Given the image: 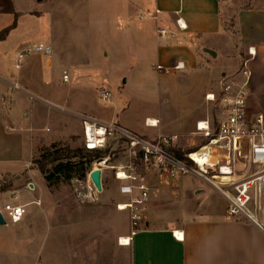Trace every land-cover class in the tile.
<instances>
[{"label": "rangeland", "instance_id": "obj_1", "mask_svg": "<svg viewBox=\"0 0 264 264\" xmlns=\"http://www.w3.org/2000/svg\"><path fill=\"white\" fill-rule=\"evenodd\" d=\"M47 1H34L33 7L41 10L37 14L45 17L28 19L14 36L13 42L11 40L7 52L11 54L12 61L16 55L25 54L35 45L42 43L52 47L50 57L31 51L26 55L21 70H11L14 74L20 71L28 73L26 80L33 85V92L56 98L62 103L68 99L70 109L61 113L65 119L77 125L79 112L112 118L117 113L121 116V110L125 107L121 119L127 118L143 128L145 117L154 116L162 122L164 132L168 133L183 128L179 124L180 118L186 117L189 121L194 111H203L199 90L189 98L185 89L169 81L173 76L153 70L137 43V29L127 21L116 23L126 16L122 9L126 0ZM248 3V0H241L239 6H247ZM127 28L131 29L128 33ZM104 51H108V57H104ZM48 59L53 62L51 67H48ZM117 65L118 69H115ZM131 67H138L140 72L134 73ZM66 69L71 76L68 82L63 81ZM124 73L130 74L126 83L121 76ZM79 74L81 79L77 81ZM228 78L230 76L224 75L221 81ZM101 88L111 92L112 103L99 98ZM9 92L6 94L7 104L2 99L0 102V173L32 170L33 179L24 174L16 184V188H20L33 183V180H44L33 162L39 157L41 149L55 141H60L56 143L64 147L77 148L84 144V140L82 134L72 131L62 140L53 137L48 145L40 142L39 137L50 135L46 127L54 128L57 120L50 115L40 114V124L30 125L28 119L23 117L24 110L42 103V100L33 94L36 98L31 99L30 94L15 88H10ZM215 94L218 96L219 91H215ZM9 104L20 125L6 116ZM207 112L216 125L224 113L218 99L208 102ZM73 127L70 124L68 130ZM179 137L181 140H177L173 149H181L184 159L186 151L197 149L205 143L197 133L188 137L189 142L185 135ZM105 149L108 156L105 157L107 164L102 172V191L97 190L90 178L95 162L85 178H80L83 173L80 166L65 170L54 177L51 187L46 185V197L33 201L21 222L0 225V264H130V244L122 245L121 241L123 237L131 238L132 232L140 228L144 221L143 211L142 220L135 224V211L130 207L120 209L121 205L137 199L139 193L137 190L134 194L122 193L121 187L128 180L117 179L116 173L127 170L132 160L138 164L142 177H147L149 170H145L139 160L130 157L123 141L110 139ZM0 178V210H3L6 202L17 203L18 200L11 191L7 192L14 189V179ZM179 178L171 179L175 181ZM195 179L199 180L192 175L185 178L187 181ZM145 182L147 184L146 179ZM170 199L167 205L172 210L188 211L193 207L188 192L178 193Z\"/></svg>", "mask_w": 264, "mask_h": 264}, {"label": "crops", "instance_id": "obj_2", "mask_svg": "<svg viewBox=\"0 0 264 264\" xmlns=\"http://www.w3.org/2000/svg\"><path fill=\"white\" fill-rule=\"evenodd\" d=\"M34 1L0 0V32L16 22V27L5 39L0 40V102L2 99L7 104L6 94L10 93V88L27 92L31 99H35L33 95H37L42 103L33 104L29 110H24L23 117L27 118L32 126L40 124V114L50 115L57 120L54 128L46 127V132L50 135L39 137L40 142L47 144L53 137L62 140L64 135L72 131H77L83 137L81 115L92 116L102 123H117L150 138L158 135H185L189 142L188 137L196 133L197 122L205 119L213 121L207 112L209 101L205 95L220 90L224 75L239 83L247 81L248 114L264 115V0H248L247 6H239L241 0H126L122 7L126 16L124 19L119 18L116 23L127 21L137 29V43L144 53V59L149 61L152 69L158 73L173 76L169 81L179 84L178 88L185 89L189 98L198 90L201 95L200 106L203 111H194L189 121L186 117L180 118L179 124L183 128L178 132L168 133L164 132L162 122L154 116L145 117L143 128L127 118L121 119L126 111L125 107L121 110V116L117 113L112 118L78 111L80 114L76 125L61 115L70 109L68 99L62 103L56 98L37 94L33 92L31 82L26 80L28 73L20 71L14 74L12 68L22 69V65L19 68L16 66L21 53L11 61V54L7 52L11 40L13 42L14 36L28 19L45 17L43 14H37L41 10L33 7ZM178 18H182L185 29L177 25ZM127 29L128 33L131 29ZM162 29L166 32L160 35ZM204 49L213 50L216 56L210 55ZM52 53L53 50L50 55H44L50 57ZM108 56V51H104V57ZM178 62L184 63L183 69H174ZM47 64L51 67L53 62L48 59ZM157 65L165 67L168 71L157 70ZM115 69H118V65ZM130 69H133L134 73L140 72L138 67ZM65 73L68 74V80L63 81L68 82L71 76L67 69L64 70L63 76ZM124 74L121 76L126 83L130 74ZM80 79L79 74L76 80ZM101 89L99 98L111 102L110 99L100 97ZM5 114L12 118L16 125H20V120L13 115L11 104L7 105ZM151 118L158 121L157 126L146 124ZM70 124L74 127L68 130ZM178 139L181 140L180 137ZM56 142L60 141L51 144ZM31 172L32 170L0 173V177L14 179V189L7 192L11 191L18 202L6 204L25 205L28 212V207L33 201L46 197L48 185L45 184L44 177L43 181L33 180L28 186L16 188L17 182L24 174L33 179ZM185 178L186 176L180 177L174 181L156 168L149 169L145 177L149 200L142 213L144 221L132 235L128 246L130 264H264V233L255 225L229 218L226 215V200L209 184L197 179L187 181ZM182 192L191 195L193 207L188 211L172 210L167 203L170 198H175Z\"/></svg>", "mask_w": 264, "mask_h": 264}, {"label": "built area", "instance_id": "obj_3", "mask_svg": "<svg viewBox=\"0 0 264 264\" xmlns=\"http://www.w3.org/2000/svg\"><path fill=\"white\" fill-rule=\"evenodd\" d=\"M176 22L179 28L185 29L182 18ZM165 32L164 29L160 30V35ZM31 51L50 55L52 48L39 44L28 49L25 54L19 55L17 68ZM183 68V62L174 66L175 70ZM156 69L168 71L161 65H157ZM63 79L68 80L67 73ZM247 83H239L234 78L223 79L218 96L215 93L206 95L209 101L218 99L224 113L217 125L209 119L197 122L196 133L204 138L205 143L187 153L186 159L178 157L173 151L179 138L177 135L150 138L117 123H102L89 115H81L84 146L87 149H98L105 148L110 139L123 141L130 157L139 160L145 170L156 168L171 178L195 176L213 187L226 200V215L229 218L255 225L264 233V115L259 113L249 116ZM100 97L108 100L111 92L101 89ZM146 124L157 126L150 120ZM194 155H198L201 160ZM106 164L105 158L97 160L94 169L100 168L103 171ZM120 173L125 176L120 177ZM140 174L138 164H134L133 160L127 170L116 173L117 179L128 180L121 187L122 193L134 194L136 190L139 193L137 199L126 204L135 211V224L142 220L141 212L149 200L148 185ZM0 212L7 224H15L22 221L27 209L22 204H6ZM134 234L135 231L132 232Z\"/></svg>", "mask_w": 264, "mask_h": 264}, {"label": "trees", "instance_id": "obj_4", "mask_svg": "<svg viewBox=\"0 0 264 264\" xmlns=\"http://www.w3.org/2000/svg\"><path fill=\"white\" fill-rule=\"evenodd\" d=\"M15 27L16 22L4 28L0 32V40L5 39ZM194 150L186 151L185 153ZM173 151L178 157L184 159V152L181 149H173ZM106 156H108V150L105 148L87 149L84 144L81 147L69 148L59 143H53L49 147L41 149L39 157L33 162L43 175L48 187H51L54 177L60 176L65 170H73L78 166L83 170L80 178H85L88 171L92 169V163L104 159ZM67 177L70 178L69 175Z\"/></svg>", "mask_w": 264, "mask_h": 264}, {"label": "water", "instance_id": "obj_5", "mask_svg": "<svg viewBox=\"0 0 264 264\" xmlns=\"http://www.w3.org/2000/svg\"><path fill=\"white\" fill-rule=\"evenodd\" d=\"M205 52L209 53L212 56H216L215 52L211 49H204ZM102 169L98 168V169H94L93 171H91L90 173V178L93 182V184L95 185V187L97 188V190L102 191L103 187H102ZM33 186V185H31ZM6 221L2 215V213L0 212V225H6Z\"/></svg>", "mask_w": 264, "mask_h": 264}, {"label": "bare ground", "instance_id": "obj_6", "mask_svg": "<svg viewBox=\"0 0 264 264\" xmlns=\"http://www.w3.org/2000/svg\"><path fill=\"white\" fill-rule=\"evenodd\" d=\"M150 120V122H152L154 125H158V121L156 120V119H153V120H151V119H149ZM194 157L195 158H197L198 160H201L199 157H198V155H194ZM125 175H124V173H120V177H124ZM128 207V205H121L120 206V209L121 210H124V209H126ZM130 241H131V238H127V237H123L122 238V241H121V244L122 245H129L130 244Z\"/></svg>", "mask_w": 264, "mask_h": 264}]
</instances>
